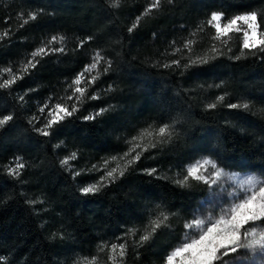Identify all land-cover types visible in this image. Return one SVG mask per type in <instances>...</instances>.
<instances>
[{
	"label": "trees",
	"instance_id": "16d2710c",
	"mask_svg": "<svg viewBox=\"0 0 264 264\" xmlns=\"http://www.w3.org/2000/svg\"><path fill=\"white\" fill-rule=\"evenodd\" d=\"M113 2L0 0V84L14 81L0 88V118L13 116L0 127V264H72L92 257L112 264L107 244L113 239L125 244L117 264H163L206 191L191 178L190 186L176 183L186 162L207 156L221 168L264 179V46L245 49L237 31L216 38L207 24L213 12L224 19L255 12L262 38L264 0H159L149 11L155 0ZM53 36L63 42L49 45ZM40 47L45 54L33 59ZM56 48L63 51H51ZM97 53L101 62L84 73ZM204 56L207 63L183 67ZM30 59L35 67L25 69ZM81 73L80 85H73ZM75 87L85 89L79 102ZM57 103L76 104L77 111L43 136L35 131L40 109ZM100 109L95 119H84ZM165 124L174 129L171 138L148 146ZM134 145L140 147L121 159ZM136 152L139 159L124 170ZM72 153L75 172L60 165ZM17 157L25 167L9 176L6 166ZM112 157L118 158L112 167L120 166L117 178L82 194L86 169ZM161 211L168 220L141 244Z\"/></svg>",
	"mask_w": 264,
	"mask_h": 264
},
{
	"label": "snow or ice",
	"instance_id": "6c2138e0",
	"mask_svg": "<svg viewBox=\"0 0 264 264\" xmlns=\"http://www.w3.org/2000/svg\"><path fill=\"white\" fill-rule=\"evenodd\" d=\"M159 0L150 5L149 11L152 7H157ZM113 7L118 6L117 3L113 2ZM31 19H35V14H30ZM220 13H212L210 19L207 21L208 25H212L215 28L216 38L222 36H227L237 24V21H244L248 25V28L251 29V33L248 31L244 32V43L243 47L245 49H257L259 46H264V33H261L262 38L257 40V14L255 12L246 14L244 16H238L231 20H228L227 23L223 25L221 21ZM139 17L137 22H139ZM215 22V23H214ZM27 23V21H25ZM136 27V24H133L129 28V32L133 31ZM239 31V29H237ZM88 39H91L90 37ZM53 42H63V37L53 36L48 44L51 45ZM84 44V41L80 42V46ZM187 47V44L185 45ZM260 50H264V47H261ZM51 51L60 52L63 51L62 48L51 49ZM212 52H217V49L213 47ZM45 54V47H40L34 52L31 56L35 59L38 56ZM215 58V57H212ZM239 57H237L238 59ZM102 57L97 53L93 57V62L90 65L85 67L84 73L90 72L92 69L97 67V64L100 63ZM208 62V57H197L196 59H189L188 63L184 64L185 69L195 66L197 64H203ZM172 64L180 67V62L173 60ZM29 66L35 67L33 60L30 59L27 61V64L24 65V68L27 69ZM169 67V65H165ZM7 71V70H6ZM107 71V69H105ZM84 73L79 74L74 81L73 85H80L81 77ZM95 80V77L92 78ZM13 80H4L3 84H0V88L8 87L12 84ZM72 88V85L69 86ZM75 99L77 102L81 100L84 96L85 89L82 87H75L72 89ZM79 94V95H75ZM90 99H96L95 96L88 97ZM23 100V97H20ZM68 100H73V96H68ZM223 97H218L217 100H222ZM216 105L208 104V108H214ZM231 109H247V104H229ZM41 112H44V108L40 109ZM77 111L76 104H72L71 108L62 105L61 103L55 104L54 108H50L48 115L51 116V119H48L46 123L43 124V127L35 128V131L40 133L43 136L50 135V129L60 123L65 117L72 116ZM105 109H100L99 112L94 115H89L84 117L85 120L95 119L96 116L102 114ZM62 114V115H61ZM13 119L12 115H4L0 118V127L5 126L9 121ZM29 123H32L30 120ZM146 131V130H145ZM174 134V129L171 125L165 124L160 126L158 131L155 133L156 139L155 142H149L150 147H156V143L164 142L165 138H171ZM149 136H152V133H148ZM137 137H133V140H136ZM59 147V145H57ZM140 147L139 145H134L129 149V152L125 153L124 156L127 157L130 153L134 152L136 148ZM146 150V148L144 149ZM76 154L72 153L70 156H67L60 160V165L62 167L67 166L69 161L75 159ZM140 152H136L134 156L127 161L125 169L128 164L134 162V160L139 159ZM112 160H116L117 157H112ZM123 159V157H121ZM107 165V161L105 162ZM25 167L24 163L21 162L19 157L16 158L14 166H9L6 171L9 176H19L20 170ZM95 167V166H93ZM120 168L119 165L106 170L104 175L101 176L100 181L95 184H90L81 189L82 194H92L99 191L100 187L104 186L105 179L115 180L117 178L116 173ZM214 170V171H210ZM124 170L119 171V175L124 174ZM155 173V169L148 170V174L152 175ZM206 174V175H205ZM79 175V173H75ZM224 175L222 170H220L216 163L211 159L204 158L202 160L196 161L194 164H191L187 167L186 174H183L182 179H177L176 183L180 186H190V178L195 181H203L206 185L211 186H221L220 182L221 177ZM229 179L235 180V187L233 192L228 193L232 198L233 203L227 208L221 209V214L218 217L209 215L207 217H196L191 221L186 222L184 227L187 229L184 235V240L181 244L176 247L170 254L166 257V264H233L234 257L231 254L237 253L238 249H249L253 252L259 250L264 252V186L261 185L262 181L257 180L255 177H247L246 179H236L234 176L229 177ZM259 186V187H258ZM258 188V191H257ZM243 194L242 197L240 194ZM250 193V194H249ZM239 201L238 203L235 201ZM35 203V201H33ZM168 220V215L161 211L159 215L150 222V231H146L144 235L140 237V243L147 241L151 234L155 232L158 228L165 224ZM259 222V223H257ZM248 226V227H246ZM112 250L115 252L117 248L120 249L119 255L123 256L125 254V244H112ZM103 251V247L101 248ZM228 258V259H225ZM95 259V258H93Z\"/></svg>",
	"mask_w": 264,
	"mask_h": 264
},
{
	"label": "rangeland",
	"instance_id": "374dc122",
	"mask_svg": "<svg viewBox=\"0 0 264 264\" xmlns=\"http://www.w3.org/2000/svg\"><path fill=\"white\" fill-rule=\"evenodd\" d=\"M215 13H218V12H215ZM249 13H251V12L236 14V15L228 17L227 19H224L222 14L220 13L221 17H222L220 23L223 25L224 23H227L228 20H231V19L238 17V16H244V15L249 14ZM211 14L209 16V19L211 17ZM237 29H239V31H237ZM214 30H215V28H214ZM232 31H237L240 33L242 46L244 43V32L248 31L249 33H251V29L248 28V25L246 23H244V21H240V20L237 21V24ZM255 39H257V40L261 39L259 32H258V29H257V36ZM54 106L55 105H53V104H45L44 106H42V108H44V112H42V116H41L42 118L39 120V124L35 125L36 126L35 128L43 127V124L46 123L48 119L52 118L51 116L48 115V111L50 108H54ZM45 107H48V108H45ZM33 123H34V121H33ZM65 157H67V156H65ZM65 157H63V158H65ZM122 157L123 158L125 157L124 154L122 155ZM63 158H61V159H63ZM204 158L210 159L207 156H199L197 158H194V159L186 162L183 166L185 173H186L187 167L189 165L194 164L196 161L202 160ZM116 160H112L111 158H109L106 160H102L99 163L91 164L89 166V168L86 169V171H85L86 173H88V176H90V178L87 182H84V183L78 185L80 191L83 187L88 186L90 184H95L96 182L100 181V178L102 175H104L105 171L110 170L111 168H113L112 166H115ZM106 161H107V165L105 164ZM15 162H16V160L12 161V163L8 164L6 167L8 168L9 166H14ZM70 162H71V160L69 161L67 168L71 169L74 172L78 171L75 168V166L73 164H71ZM93 166H95V167H93ZM217 167L220 170H222V172L224 173V175L221 177V181L218 182L221 184V186L218 187L216 185H213L210 188L209 185H206V191H205L204 195L197 201L195 206L190 211L189 218L183 223V232L181 234L180 239L164 255L163 264H166L167 255L170 254L171 251H173L176 247H178L181 244V242H183L185 232L187 231V229H185V227H184L186 222H189L193 218H196V217L203 218V217H207L209 215H212L214 217H218L221 214L222 208H227L231 205V203H233V200L228 195V193L233 192L234 187H235V180L229 179V177L234 176L236 179H246L247 177L251 176V177H255L259 181L264 182L263 178H261L259 175H257L254 172H251V171H234V170H227V169L221 168L219 166H217ZM210 171H214V170L210 169ZM259 186H264V183H262ZM257 191H258V188H257ZM240 195L242 197L243 194L241 193ZM235 202L238 203L239 201L237 200ZM257 223H259V222H257ZM246 227H248V226H246ZM112 244H118L117 240L113 239V240L109 241V243L107 244L108 259L112 264H117L118 258L120 256L119 255L120 249L117 248L114 252L111 248ZM231 255L234 257L233 264H264V252H261L259 250L253 252L249 249H238L237 253L231 254ZM93 258H95V259H93ZM225 259H228V258H225ZM72 264H100V263L96 257H92L91 259H86V258L75 259V260H73Z\"/></svg>",
	"mask_w": 264,
	"mask_h": 264
}]
</instances>
